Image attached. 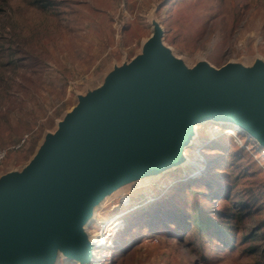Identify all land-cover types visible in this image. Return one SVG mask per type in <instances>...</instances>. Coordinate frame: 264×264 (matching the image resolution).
Instances as JSON below:
<instances>
[{
	"label": "rangeland",
	"instance_id": "obj_1",
	"mask_svg": "<svg viewBox=\"0 0 264 264\" xmlns=\"http://www.w3.org/2000/svg\"><path fill=\"white\" fill-rule=\"evenodd\" d=\"M149 19L186 67L264 62V0H0V174L25 165L78 96L140 54ZM183 153L184 169L142 173L94 207L89 233L120 225L94 264H264V149L205 122ZM197 209L224 234L196 229Z\"/></svg>",
	"mask_w": 264,
	"mask_h": 264
},
{
	"label": "water",
	"instance_id": "obj_2",
	"mask_svg": "<svg viewBox=\"0 0 264 264\" xmlns=\"http://www.w3.org/2000/svg\"><path fill=\"white\" fill-rule=\"evenodd\" d=\"M149 24L140 54L78 96L25 165L0 174V264H94L84 230L94 207L179 161L194 124L234 123L264 148V62L186 67Z\"/></svg>",
	"mask_w": 264,
	"mask_h": 264
},
{
	"label": "bare ground",
	"instance_id": "obj_3",
	"mask_svg": "<svg viewBox=\"0 0 264 264\" xmlns=\"http://www.w3.org/2000/svg\"><path fill=\"white\" fill-rule=\"evenodd\" d=\"M149 23H153L154 21L153 20H151V19H149ZM144 41H145V39L141 42V44H140V46L142 47L143 46V43H144ZM176 59V58H175ZM210 67H212V68H216V67H213V66H210ZM71 109H72V107L67 111V112H69V111H71ZM66 112V113H67ZM205 122H213V123H216V124H220V125H228L229 126V129H230V131L232 132V133H244V134H247L245 131H243L241 128H239L237 125H235L234 123H230V122H227V121H221V120H213V121H205ZM205 122H203V123H205ZM199 124H201V123H199ZM199 124H194L193 126H192V134H191V137L189 138V140H188V142H187V144H186V146H189V145H191L192 143H193V140L196 138V127H197V125H199ZM248 135V134H247ZM249 136V135H248ZM250 137V136H249ZM252 138V137H251ZM254 141H255V139L254 138H252ZM195 142V141H194ZM196 143V142H195ZM185 146V147H186ZM263 148V147H262ZM264 149V148H263ZM187 164V158H185V156H184V154H183V157L179 160V161H177L175 164H173V165H171L170 167H174V166H177V167H181L182 169H184V166ZM193 171V170H192ZM189 173V172H188ZM192 175V174H191ZM91 217V216H90ZM93 218H91V220H93L94 219V216H92ZM88 220H89V218H88ZM87 220V222H89V221H91V220H89L88 221ZM116 222H118V220H116L115 222H113L114 223V225H110L109 227L107 226V230L104 228H102V226H99V231H95V232H92V233H89V230H88V225L87 226H85L84 227V230H85V235H86V238H87V240L89 241V242H94V244L96 245V246H94V248L93 249H91V251H90V255H91V257L92 258H94V259H99V255L101 254V257H103V256H106L107 255V253H104L103 252V249H107V248H113V246L110 244V242L109 243H107V238L108 239H111L112 237H113V234L120 228V225H115L116 224ZM101 231V232H100ZM105 237V238H104ZM60 257V255H58V257L57 258H59ZM100 257V258H101ZM60 259V258H59ZM95 260V261H96ZM50 264H57V261H54V262H52V263H50Z\"/></svg>",
	"mask_w": 264,
	"mask_h": 264
},
{
	"label": "trees",
	"instance_id": "obj_4",
	"mask_svg": "<svg viewBox=\"0 0 264 264\" xmlns=\"http://www.w3.org/2000/svg\"><path fill=\"white\" fill-rule=\"evenodd\" d=\"M190 218H191L190 222L193 223V226L196 229H199L202 231V230H205L206 228H208L209 226H212L213 234H217V235L224 234L225 228L222 225H220L219 223H217L212 217L205 215V214H202L200 212V209H197V211L195 210L193 215ZM121 230H123V225L118 232H121ZM253 234H254V232L252 231V232L248 233L246 236H243V239L253 238ZM114 246H115V244H114ZM114 246H113V248L116 247V246L115 247Z\"/></svg>",
	"mask_w": 264,
	"mask_h": 264
},
{
	"label": "built area",
	"instance_id": "obj_5",
	"mask_svg": "<svg viewBox=\"0 0 264 264\" xmlns=\"http://www.w3.org/2000/svg\"><path fill=\"white\" fill-rule=\"evenodd\" d=\"M23 140L24 139H21L20 140V143H18L15 147H18L22 142H23ZM5 150L4 149H1L0 150V165H1V163H2V161H3V159H4V157H5ZM105 238V237H104ZM110 242V240H108V238H107V243H109Z\"/></svg>",
	"mask_w": 264,
	"mask_h": 264
}]
</instances>
